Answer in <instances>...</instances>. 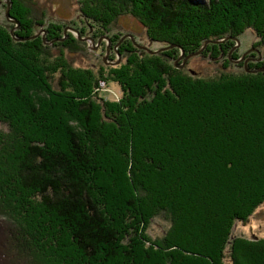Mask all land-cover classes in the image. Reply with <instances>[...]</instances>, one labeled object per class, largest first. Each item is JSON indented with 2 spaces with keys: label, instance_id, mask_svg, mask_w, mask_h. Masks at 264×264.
Masks as SVG:
<instances>
[{
  "label": "trees",
  "instance_id": "1",
  "mask_svg": "<svg viewBox=\"0 0 264 264\" xmlns=\"http://www.w3.org/2000/svg\"><path fill=\"white\" fill-rule=\"evenodd\" d=\"M10 1L19 27L0 25V214L13 218L16 263L264 264V239L234 235L264 205V73H253L264 62L210 78L175 64L181 49L204 48L230 65L248 29L264 43V0H85L92 32L74 30L107 37L124 60L98 71L76 65L86 47L62 25L35 17L42 0ZM129 16L176 48L150 55L112 35ZM103 83L122 99H104ZM157 217L170 228L155 240Z\"/></svg>",
  "mask_w": 264,
  "mask_h": 264
},
{
  "label": "rangeland",
  "instance_id": "2",
  "mask_svg": "<svg viewBox=\"0 0 264 264\" xmlns=\"http://www.w3.org/2000/svg\"><path fill=\"white\" fill-rule=\"evenodd\" d=\"M85 0H42L35 4H30L31 10L33 11L35 17H39L44 22V27L47 28L51 23H58L62 25L64 29L65 36L72 35L79 41V43L84 44L86 47L87 53L78 52L76 60V65L85 69H91L98 71L103 68H116L120 66L121 62L124 60H118L120 54L116 53V48L113 47L112 42L106 37L101 39H94L90 35L82 37L79 32L74 30L76 27H81L86 31L92 32L90 27L87 24V21L83 18L81 14L82 5L81 2ZM11 10V1L10 0H0V25L10 29L11 34L15 33V30L18 29L19 23L10 18ZM14 27L13 29H11ZM80 29V28H79ZM112 35L120 36L123 35V41L130 39L133 42V45L140 51L134 40L138 45L148 48L150 51L163 53L167 50H164V46L159 43L151 41L147 35L144 27L132 17H124L119 21V25L116 28H112ZM36 36H45V32L41 29L38 30ZM22 41V40H16ZM220 43V42H219ZM54 43L51 42L49 46L52 47ZM235 46L233 51L230 53V56L235 55L234 59L231 57V64H225V58L219 60H212L209 56H197L190 58L189 55H184L182 58H178V61L175 63L179 69H186L194 71L197 73L196 76L202 78L215 77L223 70L224 65L230 66V70L233 73H241L244 68H247L249 65L254 67L258 63L264 62V43L261 37H259L252 29L246 30V32L236 39ZM209 44L207 43L205 47ZM110 48V55L108 54ZM173 49V48H172ZM145 51V50H143ZM204 51V48L202 52ZM150 54L149 51H145ZM152 55V54H150ZM154 55V54H153ZM157 55V54H156ZM251 55V56H250ZM256 58L258 63L254 64L251 62L250 58ZM122 59V58H121ZM118 61H121L118 64ZM181 64V65H179ZM185 65V66H184ZM260 68L258 70H261ZM255 70V71H258ZM253 71V73L255 72ZM264 73V72H263ZM259 74V73H255ZM101 96L109 102H118L122 99V91L118 84L116 83H103L102 84ZM3 125H0V132L6 133L4 131ZM6 214H0V240L2 247H0V254L3 255L1 263L3 264H15L16 258L14 256V244L13 241V232L14 228L9 220L11 216H4ZM13 219V218H12ZM19 227V226H18ZM170 228V223L165 221L163 217L155 218L149 228V235L151 238L157 240L162 238ZM234 235L238 237H245L247 239H264V205L259 208L256 213L252 216L246 224L238 223L234 228ZM19 240V239H18ZM25 243V242H24ZM11 253L8 255L7 252ZM6 255V258H4ZM37 261V260H33ZM15 262V263H14ZM20 263V260L16 263ZM31 263L28 260V264ZM22 264V261H21Z\"/></svg>",
  "mask_w": 264,
  "mask_h": 264
},
{
  "label": "water",
  "instance_id": "3",
  "mask_svg": "<svg viewBox=\"0 0 264 264\" xmlns=\"http://www.w3.org/2000/svg\"><path fill=\"white\" fill-rule=\"evenodd\" d=\"M9 20H10V17H9ZM132 39H133V41L135 42V45L139 48V49H142V50H145V51H149V53L150 54H154V55H156V54H159V52H153V51H150L148 48H145V47H142V46H140V45H138L137 44V42L134 40V38L133 37H131ZM172 48H176V46H172V47H169V48H165L164 50H169V49H172ZM110 48H109V52H108V54L110 55ZM181 51H182V57L185 55V52H184V50H182L181 49ZM202 54V50L199 52V53H197V54H195V55H191L190 57H188V60L190 59V58H193V57H197V56H200ZM181 57V58H182ZM119 60H121V55H119ZM121 61H118V64L120 63ZM185 66V65H184ZM176 67L178 68V66L176 65ZM264 72V69H261V70H258V71H255L254 73H263Z\"/></svg>",
  "mask_w": 264,
  "mask_h": 264
},
{
  "label": "flooded vegetation",
  "instance_id": "4",
  "mask_svg": "<svg viewBox=\"0 0 264 264\" xmlns=\"http://www.w3.org/2000/svg\"><path fill=\"white\" fill-rule=\"evenodd\" d=\"M250 56H251V55H250ZM250 56H249V58H250ZM250 60H251V62H253L254 64L258 63V62L256 61V58H250Z\"/></svg>",
  "mask_w": 264,
  "mask_h": 264
}]
</instances>
